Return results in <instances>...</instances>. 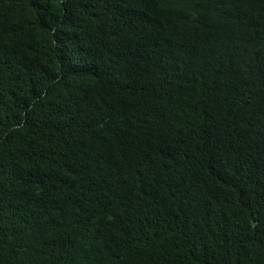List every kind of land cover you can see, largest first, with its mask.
<instances>
[{
    "label": "trees",
    "instance_id": "trees-1",
    "mask_svg": "<svg viewBox=\"0 0 264 264\" xmlns=\"http://www.w3.org/2000/svg\"><path fill=\"white\" fill-rule=\"evenodd\" d=\"M0 264H264V0H0Z\"/></svg>",
    "mask_w": 264,
    "mask_h": 264
}]
</instances>
